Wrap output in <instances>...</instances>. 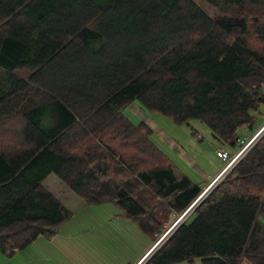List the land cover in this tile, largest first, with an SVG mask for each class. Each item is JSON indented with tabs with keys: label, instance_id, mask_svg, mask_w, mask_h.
I'll list each match as a JSON object with an SVG mask.
<instances>
[{
	"label": "trees",
	"instance_id": "16d2710c",
	"mask_svg": "<svg viewBox=\"0 0 264 264\" xmlns=\"http://www.w3.org/2000/svg\"><path fill=\"white\" fill-rule=\"evenodd\" d=\"M0 0V253L110 203L152 241L203 188L175 174L138 102L237 148L264 116V0ZM26 72L22 74L20 72ZM264 264V133L143 264Z\"/></svg>",
	"mask_w": 264,
	"mask_h": 264
},
{
	"label": "rangeland",
	"instance_id": "374dc122",
	"mask_svg": "<svg viewBox=\"0 0 264 264\" xmlns=\"http://www.w3.org/2000/svg\"><path fill=\"white\" fill-rule=\"evenodd\" d=\"M196 2L209 15L215 16V10L204 0H196ZM123 113L133 122H143L151 128L152 142L171 159L178 177L187 176L202 188H206L224 167L216 151L233 153L236 149L219 142L207 125L196 119L183 124H174L160 114L148 112L136 101ZM262 124H264V116L259 117L257 132ZM249 133V130L242 128L237 134L243 138L249 137ZM53 179L58 181L57 185L56 182H52ZM45 182L44 187L52 195L61 199L71 195L68 188L54 175H50ZM71 212L73 215L71 220L52 240L39 238L10 258L0 253V264H134L136 262L138 256L136 252L139 253L137 247H140V244L136 245L132 240L129 246L120 238L115 241L105 238L107 236L105 231L111 226L108 219L118 214L112 204L104 202L91 207L81 204L78 207L72 206ZM126 223L130 226V222ZM173 223L174 219H170L166 227L169 228ZM122 225L124 226V222L115 224L117 227L114 229L118 228L119 231ZM55 238L58 239L59 246L52 243Z\"/></svg>",
	"mask_w": 264,
	"mask_h": 264
},
{
	"label": "built area",
	"instance_id": "2783aa9c",
	"mask_svg": "<svg viewBox=\"0 0 264 264\" xmlns=\"http://www.w3.org/2000/svg\"><path fill=\"white\" fill-rule=\"evenodd\" d=\"M262 125L263 126L261 127V129H259L258 132L256 131L249 137H243L233 153H229L224 150L216 151V155L224 163V167L218 174H216V176L208 184V186L206 188H203L198 198L184 211V213L174 219V223L169 228L166 227L164 233L157 240L153 249L149 253H147L146 256H144L138 264H143L146 261L149 255L168 238V236L171 234V230L174 231L175 228H177L192 213V211L198 206L200 201H202L203 198L213 189V187L222 180L226 173H228L236 165V163L248 152L251 146H253L257 142V140L264 133V124Z\"/></svg>",
	"mask_w": 264,
	"mask_h": 264
},
{
	"label": "crops",
	"instance_id": "0c3cea01",
	"mask_svg": "<svg viewBox=\"0 0 264 264\" xmlns=\"http://www.w3.org/2000/svg\"><path fill=\"white\" fill-rule=\"evenodd\" d=\"M47 178L45 179V181L47 180ZM45 181H43L44 182L43 184L46 183ZM52 182H56V185H57L58 181L56 179H53ZM69 194H71V195H68V197L66 196L65 199H61L59 197H56V195H55V197L60 202H62L65 207H67L71 211V207L72 206H77L78 207L82 203L71 191H70ZM108 221L111 222L110 223L111 226H109L107 231H105V233L107 235V236H105L106 239H110L111 241H115V239H117V238L119 239L120 238L121 240H123L127 244H129L130 241L134 240L135 241L134 244H136V245L140 244V247L139 246L137 247L139 253L136 252V254H138V256H137V260L135 259L136 262L134 264H138L140 262V260L144 256H146V254L149 253L153 249V247L155 245V242L150 240V239H148L141 231H138V229L133 224L130 223V226H128L127 223H126L128 221L122 220V219L117 218V217H114V218L112 217L111 219H108ZM121 222H124V226L122 225V228L119 231H118V228L117 229L115 228L117 230L116 231L114 229V227H117V226H115V224H118V223H121ZM52 243H54L56 246H59V244H60L58 242L57 238H55ZM129 246H131V245L129 244ZM135 260H133V261H135ZM128 264H130V263H128ZM183 264H189V263H183ZM193 264H200V263L195 262ZM241 264H250V263L247 262L246 260H243Z\"/></svg>",
	"mask_w": 264,
	"mask_h": 264
}]
</instances>
